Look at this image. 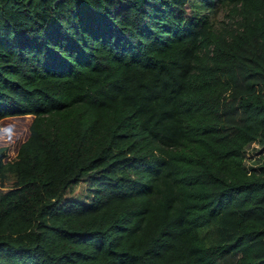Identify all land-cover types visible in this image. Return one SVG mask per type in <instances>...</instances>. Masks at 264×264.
I'll return each mask as SVG.
<instances>
[{
    "label": "trees",
    "instance_id": "obj_1",
    "mask_svg": "<svg viewBox=\"0 0 264 264\" xmlns=\"http://www.w3.org/2000/svg\"><path fill=\"white\" fill-rule=\"evenodd\" d=\"M0 123V264H264V0H0Z\"/></svg>",
    "mask_w": 264,
    "mask_h": 264
},
{
    "label": "rangeland",
    "instance_id": "obj_2",
    "mask_svg": "<svg viewBox=\"0 0 264 264\" xmlns=\"http://www.w3.org/2000/svg\"><path fill=\"white\" fill-rule=\"evenodd\" d=\"M15 130L13 126H9V124H3L0 123V139H7L14 137L15 135ZM254 149L262 156L264 157V145L258 144L254 146ZM86 190L85 187H82L79 185V187L76 189V191L71 195L72 197H80L84 200H86Z\"/></svg>",
    "mask_w": 264,
    "mask_h": 264
}]
</instances>
